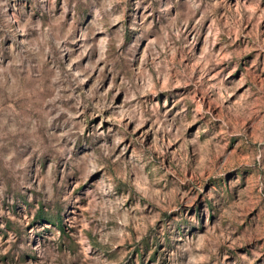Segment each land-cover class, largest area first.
I'll return each instance as SVG.
<instances>
[{
  "label": "rangeland",
  "instance_id": "1",
  "mask_svg": "<svg viewBox=\"0 0 264 264\" xmlns=\"http://www.w3.org/2000/svg\"><path fill=\"white\" fill-rule=\"evenodd\" d=\"M0 264H264V0H0Z\"/></svg>",
  "mask_w": 264,
  "mask_h": 264
}]
</instances>
